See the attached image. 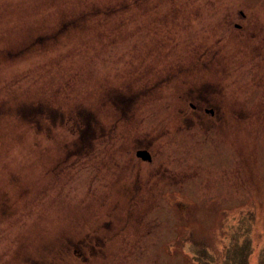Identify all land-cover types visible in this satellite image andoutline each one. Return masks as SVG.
I'll list each match as a JSON object with an SVG mask.
<instances>
[{"label":"rangeland","instance_id":"obj_1","mask_svg":"<svg viewBox=\"0 0 264 264\" xmlns=\"http://www.w3.org/2000/svg\"><path fill=\"white\" fill-rule=\"evenodd\" d=\"M0 264H264V0H0Z\"/></svg>","mask_w":264,"mask_h":264},{"label":"flooded vegetation","instance_id":"obj_2","mask_svg":"<svg viewBox=\"0 0 264 264\" xmlns=\"http://www.w3.org/2000/svg\"><path fill=\"white\" fill-rule=\"evenodd\" d=\"M239 14H241V12L239 11ZM235 26H238L237 24ZM191 56H193V53L191 54ZM194 57H192L191 61L192 64L194 63ZM197 59V58H196ZM205 63L203 64V66H208L209 65V58L208 55L205 57L204 59ZM195 65H198L197 62L194 63ZM114 89L118 90L119 92H121V94H117L118 97H129L128 99H134L135 95L139 93V91L142 89V87L138 88L137 92L134 93L135 91L131 90V89H127V87H121V86H117L114 87ZM134 93V96L132 95ZM213 91L207 87V91L204 95V99H210L211 95H212ZM106 99H113L112 97H106ZM115 99V98H114ZM132 103V100H128L126 103H124L123 108L128 109V107L130 106V104ZM190 105V104H189ZM191 108H193V106L190 105ZM203 110L206 112H208L209 114H212L211 108L210 107H204ZM139 150L144 151L145 153H141V156L137 154V152ZM134 155L136 157H138L141 160H145L148 161L150 159V154L148 153V151L144 148H137L134 150Z\"/></svg>","mask_w":264,"mask_h":264},{"label":"water","instance_id":"obj_3","mask_svg":"<svg viewBox=\"0 0 264 264\" xmlns=\"http://www.w3.org/2000/svg\"><path fill=\"white\" fill-rule=\"evenodd\" d=\"M141 153H145V152L142 151V150H139V151L137 152V154L140 155V156H141Z\"/></svg>","mask_w":264,"mask_h":264},{"label":"trees","instance_id":"obj_4","mask_svg":"<svg viewBox=\"0 0 264 264\" xmlns=\"http://www.w3.org/2000/svg\"><path fill=\"white\" fill-rule=\"evenodd\" d=\"M114 91L117 93V94H121V92H119L118 90L114 89Z\"/></svg>","mask_w":264,"mask_h":264}]
</instances>
